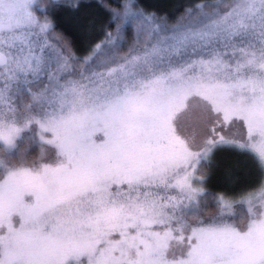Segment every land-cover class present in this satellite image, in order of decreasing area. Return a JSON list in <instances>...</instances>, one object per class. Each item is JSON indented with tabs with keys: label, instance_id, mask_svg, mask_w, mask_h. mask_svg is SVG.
I'll use <instances>...</instances> for the list:
<instances>
[{
	"label": "snow or ice",
	"instance_id": "snow-or-ice-1",
	"mask_svg": "<svg viewBox=\"0 0 264 264\" xmlns=\"http://www.w3.org/2000/svg\"><path fill=\"white\" fill-rule=\"evenodd\" d=\"M87 6L0 0V264H264V183L201 212L214 150L250 148L264 169V0L153 14L122 53L144 15L125 0L81 58L54 19L86 35ZM25 133L38 158L13 163Z\"/></svg>",
	"mask_w": 264,
	"mask_h": 264
},
{
	"label": "trees",
	"instance_id": "trees-1",
	"mask_svg": "<svg viewBox=\"0 0 264 264\" xmlns=\"http://www.w3.org/2000/svg\"><path fill=\"white\" fill-rule=\"evenodd\" d=\"M88 5L80 10L81 18H86L94 27L87 30V34L76 31L69 26V17L63 12L56 14L54 19L55 33L64 34L72 42V49L78 57H86L88 49L93 42L100 43L104 40L106 31L109 29L110 12L120 10L125 0H81ZM137 5L136 11L144 15L131 19L129 25L124 28L118 42L123 45L122 53L126 52L135 41L136 34L143 29L141 39L148 40L149 33L155 27L150 17H175L194 0H134ZM40 8L46 5V0H38ZM171 22V20H170ZM24 139L20 142V152L15 155L9 154L8 159L15 163L21 158L24 149H28L27 159L36 160L40 152L37 139L33 141V133L22 134ZM3 155V153H0ZM205 165V188L208 196L203 200L201 212H213L216 210V198L226 196L239 201L247 193L254 191L261 183H264V169L261 168L258 156L250 148L224 145L214 150L210 158L202 161ZM240 204H238L239 206Z\"/></svg>",
	"mask_w": 264,
	"mask_h": 264
},
{
	"label": "rangeland",
	"instance_id": "rangeland-1",
	"mask_svg": "<svg viewBox=\"0 0 264 264\" xmlns=\"http://www.w3.org/2000/svg\"><path fill=\"white\" fill-rule=\"evenodd\" d=\"M225 134H226V135H232V136H235V137L237 138V140H239L240 137L243 135V132H242V130H240V129H235V130H232L231 133H228L227 128H226V132H225ZM35 139H37V141H38V143H39V137H38V136H35ZM238 204H239V203L236 204V210H237V212H239V213L242 214V215L245 214V213H246V209H247V205H239V206H238ZM215 213H216V210L213 211V212H209V211H207V212H205V213L202 212V215H203L205 218H207V217H211V216H213Z\"/></svg>",
	"mask_w": 264,
	"mask_h": 264
}]
</instances>
